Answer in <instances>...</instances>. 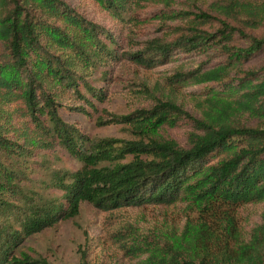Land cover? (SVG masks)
Instances as JSON below:
<instances>
[{"label": "trees", "instance_id": "16d2710c", "mask_svg": "<svg viewBox=\"0 0 264 264\" xmlns=\"http://www.w3.org/2000/svg\"><path fill=\"white\" fill-rule=\"evenodd\" d=\"M191 1H205L208 9L189 11V25L177 27L176 38H154L126 53L130 25L148 18L142 14L149 5L169 0H88L101 23L64 0H0V264H51L21 244L76 217L84 202L108 211L180 200L201 212L224 210L222 218L186 224L183 240L160 251L126 242V252L146 254L140 264H264V58L249 64L264 52V33L244 31L264 27V0ZM214 23L212 31L201 27ZM180 55L205 56L173 74L181 84H205L203 97L194 99L198 116L152 96L149 107L97 117L99 124H135L143 135L136 141L91 139L62 118L63 109L89 114L94 102L105 101L106 88L93 82L110 79L124 58L149 68ZM183 124L188 146L145 130ZM54 146L80 168L56 172L51 186L59 195L42 199L25 184L28 162ZM219 151L226 156L207 163ZM256 204L258 220L244 237L237 212ZM86 255L81 251V264Z\"/></svg>", "mask_w": 264, "mask_h": 264}, {"label": "rangeland", "instance_id": "374dc122", "mask_svg": "<svg viewBox=\"0 0 264 264\" xmlns=\"http://www.w3.org/2000/svg\"><path fill=\"white\" fill-rule=\"evenodd\" d=\"M69 5L86 11L89 19L101 23V18L89 7L88 0L82 5L80 0H64ZM205 1L169 0V4L159 2L149 5L142 15L148 18L139 23L138 27L126 31L127 40L123 43L126 53L137 51L146 42L154 38L170 41L179 33L177 27L189 25L192 15L189 11L208 9ZM183 13V14H180ZM56 24L61 22L56 20ZM205 29L212 31L218 24H211ZM247 34L259 36L264 33V27L259 29H244ZM264 58V52L252 59L254 64ZM205 60V56H174L163 64L153 67L141 66L133 59L119 61L113 65L107 81H98L94 85H102L107 90V99L94 102V108H87L89 114L75 110L63 109L62 118L75 125L83 134L91 139L110 137L124 141H136L143 138L142 132L133 123H105L99 124L97 117L105 112L125 115L139 108L149 107L152 96L162 99H172L183 106L194 116L199 112L194 99L202 98L205 84L193 82L178 83L173 74L180 69H189ZM97 76V75H96ZM94 76V77H96ZM95 78L93 81H95ZM149 92V94L146 93ZM106 117V116H105ZM242 120L257 122L255 118L246 116ZM149 137L174 139L180 146L189 144L188 125L175 127L161 126L158 129L145 128ZM227 152L219 151L209 157L207 163H214L225 157ZM131 156H127L129 159ZM28 165V180L25 182L29 189L34 190L42 199H49L59 195L60 191L51 186V180L59 170H76L80 163L70 156L60 146H54L43 152H35L30 157ZM261 204L248 205L237 212V218L242 235L246 234L250 226L258 220ZM224 211V210H223ZM222 210L212 208L201 212L187 201H176L172 204L127 206L116 210H101L84 202L80 206L79 214L67 220L59 221L56 225L27 237L20 249L33 258H44L51 264H81V251L85 250L87 264H140L146 254L126 252L123 247L126 242H136L142 246L156 247L158 251L166 242L178 243L182 241V231L186 224H197L210 220L213 215L221 220ZM221 221H217L216 225ZM130 247V246H128Z\"/></svg>", "mask_w": 264, "mask_h": 264}]
</instances>
